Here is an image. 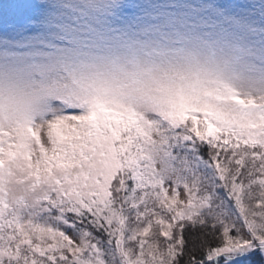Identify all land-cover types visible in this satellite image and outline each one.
I'll list each match as a JSON object with an SVG mask.
<instances>
[{
    "label": "snow or ice",
    "instance_id": "snow-or-ice-1",
    "mask_svg": "<svg viewBox=\"0 0 264 264\" xmlns=\"http://www.w3.org/2000/svg\"><path fill=\"white\" fill-rule=\"evenodd\" d=\"M0 264H264V3L11 0Z\"/></svg>",
    "mask_w": 264,
    "mask_h": 264
},
{
    "label": "rangeland",
    "instance_id": "rangeland-1",
    "mask_svg": "<svg viewBox=\"0 0 264 264\" xmlns=\"http://www.w3.org/2000/svg\"><path fill=\"white\" fill-rule=\"evenodd\" d=\"M222 2L234 3L241 8L249 10L251 9L252 0H222ZM260 3H264V0H259ZM11 6V0H0V12L6 13Z\"/></svg>",
    "mask_w": 264,
    "mask_h": 264
}]
</instances>
